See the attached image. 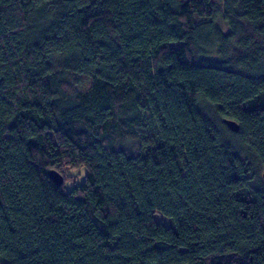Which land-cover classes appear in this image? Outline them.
Wrapping results in <instances>:
<instances>
[{"label":"trees","instance_id":"1","mask_svg":"<svg viewBox=\"0 0 264 264\" xmlns=\"http://www.w3.org/2000/svg\"><path fill=\"white\" fill-rule=\"evenodd\" d=\"M263 173L264 0H0V264H264Z\"/></svg>","mask_w":264,"mask_h":264},{"label":"water","instance_id":"2","mask_svg":"<svg viewBox=\"0 0 264 264\" xmlns=\"http://www.w3.org/2000/svg\"><path fill=\"white\" fill-rule=\"evenodd\" d=\"M226 125L228 128L232 131H237L238 126L234 121L231 120H225ZM48 176L52 179V181L56 184H62L63 183V177L60 173H58L55 170H49L48 171ZM263 178H264V173H263Z\"/></svg>","mask_w":264,"mask_h":264},{"label":"rangeland","instance_id":"3","mask_svg":"<svg viewBox=\"0 0 264 264\" xmlns=\"http://www.w3.org/2000/svg\"><path fill=\"white\" fill-rule=\"evenodd\" d=\"M69 174H70V175H74V174H76V172H75V171H71V172H69ZM77 174H78V175H77ZM77 174H76V175H77L78 177L76 178L75 183H79L80 181H82V178H83V176H84V174H85V171L81 169ZM79 175H80V176H79ZM71 177H72V176H71ZM69 179H70V178H69ZM69 186H71V184H70Z\"/></svg>","mask_w":264,"mask_h":264}]
</instances>
